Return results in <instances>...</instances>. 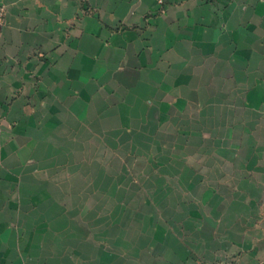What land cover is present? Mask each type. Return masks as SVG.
I'll list each match as a JSON object with an SVG mask.
<instances>
[{
	"label": "crops",
	"instance_id": "crops-1",
	"mask_svg": "<svg viewBox=\"0 0 264 264\" xmlns=\"http://www.w3.org/2000/svg\"><path fill=\"white\" fill-rule=\"evenodd\" d=\"M0 3V264H264V0Z\"/></svg>",
	"mask_w": 264,
	"mask_h": 264
},
{
	"label": "rangeland",
	"instance_id": "rangeland-1",
	"mask_svg": "<svg viewBox=\"0 0 264 264\" xmlns=\"http://www.w3.org/2000/svg\"><path fill=\"white\" fill-rule=\"evenodd\" d=\"M83 8H84V10H88V7H85L84 6ZM116 150H117L116 153H122V150L120 148H117ZM109 165L112 166V162H100V170H103V169L105 170L106 169L105 167H109ZM121 165H122V163L116 162V166H119L120 167ZM134 166L136 167V163H134V165H133V170H136L137 168L135 169ZM102 180L103 179L101 178V182H102ZM96 196H98L96 202H97V204L100 203L99 208L101 209L100 214H99V219L100 220H104L105 218H107V216H106V212H103L102 211V208H104L105 205H108L109 202L114 201V200L111 199L110 194L108 192H106V191H100L99 194L96 195ZM114 197L117 198V199L120 198L121 197V193L116 192L114 194ZM85 201H87V202H85ZM84 202L86 204H84L85 205V208L83 210H81V209H78V210L72 209L70 211L72 213H81V214H83L84 218H89L90 219L92 217V210L90 208L91 202H92V194L91 193L85 195ZM70 205H75V202H71ZM104 211H106V210H104Z\"/></svg>",
	"mask_w": 264,
	"mask_h": 264
},
{
	"label": "built area",
	"instance_id": "built-area-1",
	"mask_svg": "<svg viewBox=\"0 0 264 264\" xmlns=\"http://www.w3.org/2000/svg\"><path fill=\"white\" fill-rule=\"evenodd\" d=\"M4 14H5L4 6L0 3V22L4 19Z\"/></svg>",
	"mask_w": 264,
	"mask_h": 264
}]
</instances>
